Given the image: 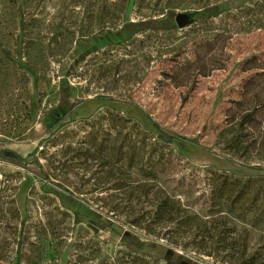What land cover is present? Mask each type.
<instances>
[{
	"label": "rangeland",
	"instance_id": "374dc122",
	"mask_svg": "<svg viewBox=\"0 0 264 264\" xmlns=\"http://www.w3.org/2000/svg\"><path fill=\"white\" fill-rule=\"evenodd\" d=\"M0 152V264H264V0H0Z\"/></svg>",
	"mask_w": 264,
	"mask_h": 264
},
{
	"label": "trees",
	"instance_id": "16d2710c",
	"mask_svg": "<svg viewBox=\"0 0 264 264\" xmlns=\"http://www.w3.org/2000/svg\"><path fill=\"white\" fill-rule=\"evenodd\" d=\"M218 14H219V11L215 7H212L209 9L208 13H203L201 11H194V13H191L188 16H189V18L192 17L193 19L194 18L205 19V18H208L210 16H217ZM173 27H175V25H173ZM71 110H73L72 106L68 109V112H71ZM153 124L155 125V127L158 131V134L162 140H164L166 142H171V143L175 142V141H182V142H185L187 144L193 145V143L191 141H189L187 138L181 137L178 135L168 134V133L162 131L160 129V127L155 122H153ZM2 155H3V153L0 152V156H2ZM8 155L15 160H19V161L26 160V157H23V156L15 153L13 151H8ZM210 178H211V180H213L214 184H218V188L216 190L218 193H224V192L228 193L230 191L231 192L235 191L234 188H237V186L240 185V188L236 193V197H243V196L247 197V196H249L252 192L251 186H255L256 180H257L256 177H249L244 182L240 183L239 181H237V179H230L226 174L218 173L216 171L211 172ZM143 246H144V243H140L138 247L141 249V248H143Z\"/></svg>",
	"mask_w": 264,
	"mask_h": 264
},
{
	"label": "water",
	"instance_id": "95a60500",
	"mask_svg": "<svg viewBox=\"0 0 264 264\" xmlns=\"http://www.w3.org/2000/svg\"><path fill=\"white\" fill-rule=\"evenodd\" d=\"M188 15L186 14H178L176 16V23L179 27H183L185 25H187L189 22H191L193 20V18L191 17L190 19L188 20H185V18L187 17ZM7 151H4V154H6Z\"/></svg>",
	"mask_w": 264,
	"mask_h": 264
}]
</instances>
